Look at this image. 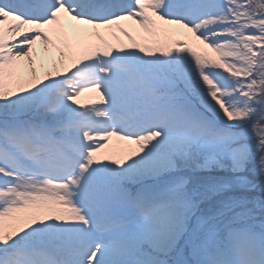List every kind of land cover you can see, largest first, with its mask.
I'll return each instance as SVG.
<instances>
[{"label":"snow or ice","instance_id":"snow-or-ice-1","mask_svg":"<svg viewBox=\"0 0 264 264\" xmlns=\"http://www.w3.org/2000/svg\"><path fill=\"white\" fill-rule=\"evenodd\" d=\"M256 188L264 0H0V264H264Z\"/></svg>","mask_w":264,"mask_h":264},{"label":"rangeland","instance_id":"rangeland-1","mask_svg":"<svg viewBox=\"0 0 264 264\" xmlns=\"http://www.w3.org/2000/svg\"><path fill=\"white\" fill-rule=\"evenodd\" d=\"M86 99V98H85ZM251 179H262L261 177H250ZM256 190V189H255ZM259 190V189H258ZM258 190H257V193H258ZM246 195H248L249 196V198H251V199H257L256 198V196H255V193H254V191H251V192H248V193H246ZM259 199H264V194L261 196V197H259ZM258 199V200H259ZM256 216H257V220L259 221V219H264V214H261L260 212H259V210L257 209V212H256Z\"/></svg>","mask_w":264,"mask_h":264},{"label":"trees","instance_id":"trees-1","mask_svg":"<svg viewBox=\"0 0 264 264\" xmlns=\"http://www.w3.org/2000/svg\"><path fill=\"white\" fill-rule=\"evenodd\" d=\"M260 181H261V179H253V182L256 183V184H259ZM258 189L259 188H256V194H255L257 200L259 199V197H261L264 194V192H261V190L260 189L258 190ZM257 190H258V193H257Z\"/></svg>","mask_w":264,"mask_h":264}]
</instances>
